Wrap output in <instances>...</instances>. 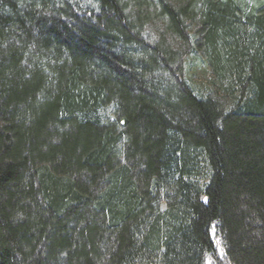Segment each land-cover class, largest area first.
<instances>
[{
    "label": "trees",
    "instance_id": "obj_1",
    "mask_svg": "<svg viewBox=\"0 0 264 264\" xmlns=\"http://www.w3.org/2000/svg\"><path fill=\"white\" fill-rule=\"evenodd\" d=\"M87 1L0 0V264H264V0Z\"/></svg>",
    "mask_w": 264,
    "mask_h": 264
},
{
    "label": "rangeland",
    "instance_id": "obj_2",
    "mask_svg": "<svg viewBox=\"0 0 264 264\" xmlns=\"http://www.w3.org/2000/svg\"><path fill=\"white\" fill-rule=\"evenodd\" d=\"M247 1L250 2L252 0ZM86 2L89 1L86 0ZM146 35H149L148 32ZM181 75L184 81L189 84L197 94L205 95L206 93H209L211 96L215 97L214 93L211 91L212 75L210 68L208 67L206 58L201 54L190 53L185 57L184 67ZM211 236L215 243L217 255L222 261L220 264H226L224 261V250L222 243L219 236L215 232L214 225L211 228ZM205 264H215V262L210 256H208L206 257Z\"/></svg>",
    "mask_w": 264,
    "mask_h": 264
}]
</instances>
